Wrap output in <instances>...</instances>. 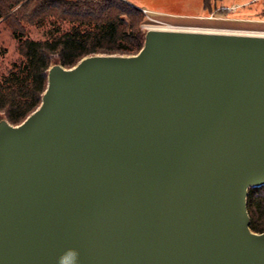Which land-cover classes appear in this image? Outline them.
I'll return each mask as SVG.
<instances>
[{
    "label": "water",
    "instance_id": "95a60500",
    "mask_svg": "<svg viewBox=\"0 0 264 264\" xmlns=\"http://www.w3.org/2000/svg\"><path fill=\"white\" fill-rule=\"evenodd\" d=\"M167 26L0 116V264H264V32Z\"/></svg>",
    "mask_w": 264,
    "mask_h": 264
},
{
    "label": "trees",
    "instance_id": "16d2710c",
    "mask_svg": "<svg viewBox=\"0 0 264 264\" xmlns=\"http://www.w3.org/2000/svg\"><path fill=\"white\" fill-rule=\"evenodd\" d=\"M222 1L202 0V9L209 14ZM260 16L264 20V4ZM0 21L17 42L20 56L0 76V116L12 125L39 106L51 64L69 68L87 55L136 54L144 41L142 25L148 23L142 10L126 0H0ZM47 21L53 23L47 39L25 35V24ZM63 23L69 25L65 30ZM247 211L250 229L264 232V185L249 189Z\"/></svg>",
    "mask_w": 264,
    "mask_h": 264
},
{
    "label": "rangeland",
    "instance_id": "374dc122",
    "mask_svg": "<svg viewBox=\"0 0 264 264\" xmlns=\"http://www.w3.org/2000/svg\"><path fill=\"white\" fill-rule=\"evenodd\" d=\"M129 3L144 7L147 11V24L142 25L145 32L148 28L173 26H197V27H239V28H264V24L237 22L234 20H209L204 18L206 13L202 10V0H126ZM243 0H223L221 2L225 7L233 6ZM262 1L250 3L248 7L239 6L236 8L238 14L247 13L251 10L257 11L262 6ZM140 8V7H138ZM249 8V9H248ZM230 17L235 16L234 12L230 13ZM237 15V13H236ZM61 29H67L68 24L60 25ZM53 27L51 21L45 22L43 25L34 26L25 24V35L32 40H45L48 33ZM17 42L13 39L9 29L0 21V76L5 75L10 65L19 59Z\"/></svg>",
    "mask_w": 264,
    "mask_h": 264
},
{
    "label": "crops",
    "instance_id": "0c3cea01",
    "mask_svg": "<svg viewBox=\"0 0 264 264\" xmlns=\"http://www.w3.org/2000/svg\"><path fill=\"white\" fill-rule=\"evenodd\" d=\"M250 1L251 0H243L239 3H235L233 6L238 8L239 6H244V7H248L250 5ZM138 7H140V9H144L146 10L144 7H141L139 5H137ZM262 6L259 8V10L257 11H249L247 13H241L238 14V10H235V16L230 17V19L228 20H234L237 22H244V23H255V24H259L262 25L264 24V20L261 18L260 16V12L262 11ZM249 9V8H248ZM203 10V9H202ZM237 13V15H236ZM191 27V26H190ZM192 27H197V26H192ZM203 28H214V29H225V30H229V31H245V32H264V28H239V27H221V26H211V27H207V26H203Z\"/></svg>",
    "mask_w": 264,
    "mask_h": 264
},
{
    "label": "built area",
    "instance_id": "2783aa9c",
    "mask_svg": "<svg viewBox=\"0 0 264 264\" xmlns=\"http://www.w3.org/2000/svg\"><path fill=\"white\" fill-rule=\"evenodd\" d=\"M258 1H262L264 4V0H251L250 3H254ZM141 10L148 18L147 11L144 9H141ZM235 10H236V7L234 6L225 7L224 5H222L214 9L209 14H206L204 18L209 19V20H214V19L228 20L230 19V16L224 15L223 13L225 12L231 13V12H234Z\"/></svg>",
    "mask_w": 264,
    "mask_h": 264
},
{
    "label": "bare ground",
    "instance_id": "6f19581e",
    "mask_svg": "<svg viewBox=\"0 0 264 264\" xmlns=\"http://www.w3.org/2000/svg\"><path fill=\"white\" fill-rule=\"evenodd\" d=\"M167 27H170V26H167Z\"/></svg>",
    "mask_w": 264,
    "mask_h": 264
}]
</instances>
